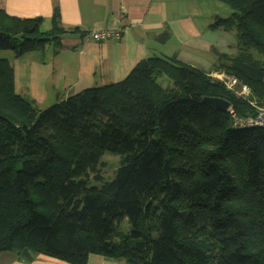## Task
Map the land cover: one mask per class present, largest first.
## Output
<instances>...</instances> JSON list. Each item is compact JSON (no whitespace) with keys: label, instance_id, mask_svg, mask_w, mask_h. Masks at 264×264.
Wrapping results in <instances>:
<instances>
[{"label":"trees","instance_id":"trees-1","mask_svg":"<svg viewBox=\"0 0 264 264\" xmlns=\"http://www.w3.org/2000/svg\"><path fill=\"white\" fill-rule=\"evenodd\" d=\"M222 1L233 12L211 27L235 32L237 54H219L214 70L241 78L248 97L154 56L121 81L46 108L17 91L3 53L44 50L69 30L56 13L42 30V17L0 8V253L23 258L28 248L72 264L91 253L127 264H264V128L235 129L229 110L204 100L226 99L240 116L264 106V0ZM105 152L121 156L111 179ZM126 217L129 229L118 232Z\"/></svg>","mask_w":264,"mask_h":264},{"label":"crops","instance_id":"crops-1","mask_svg":"<svg viewBox=\"0 0 264 264\" xmlns=\"http://www.w3.org/2000/svg\"><path fill=\"white\" fill-rule=\"evenodd\" d=\"M0 8L21 18L42 17V28H52L56 13L69 30L59 44L20 58L10 56L17 91L40 107V101L54 98L56 102L121 81L148 57L176 59L213 75L219 72L214 70L219 54H237L235 32L211 27L233 12L222 0H0ZM105 29L122 31L106 41L93 38ZM21 72H26L23 83ZM32 256L28 261L14 252H2L0 264H72L52 256ZM87 264L127 263L91 253Z\"/></svg>","mask_w":264,"mask_h":264},{"label":"built area","instance_id":"built-area-1","mask_svg":"<svg viewBox=\"0 0 264 264\" xmlns=\"http://www.w3.org/2000/svg\"><path fill=\"white\" fill-rule=\"evenodd\" d=\"M121 31V29H105L101 32L93 34V38L95 40L106 41L113 37H119L121 35ZM212 76L223 82L229 90L233 91L238 96L248 97L251 92L250 86L237 76L229 75L225 72H214ZM229 111L232 126L235 129L264 128V106L257 107V114L255 116H240L236 113L232 106L229 108Z\"/></svg>","mask_w":264,"mask_h":264},{"label":"rangeland","instance_id":"rangeland-1","mask_svg":"<svg viewBox=\"0 0 264 264\" xmlns=\"http://www.w3.org/2000/svg\"><path fill=\"white\" fill-rule=\"evenodd\" d=\"M49 28H51V25H44L42 30H48ZM3 54L5 56L10 57L13 54V52L9 50V51L4 52ZM24 75H26V72L20 73V83L24 82ZM39 76L42 80L44 79L43 73H40ZM160 82L163 83L164 85L169 83V81L166 78L160 79ZM50 101H52V102H47V101L41 102L40 101V103H42L41 107L46 108L49 105H52L54 103L53 101H55V100H54V98H52V99H50ZM33 103H35V102H33ZM102 161L104 162V165L102 166V175L105 179H111L112 177H114L117 168L120 166L121 156L119 154H116V153L105 152L103 154ZM129 227H130V224H129V221L126 217L123 219L121 227L118 229V232L124 231V230L126 231L129 229Z\"/></svg>","mask_w":264,"mask_h":264},{"label":"water","instance_id":"water-1","mask_svg":"<svg viewBox=\"0 0 264 264\" xmlns=\"http://www.w3.org/2000/svg\"><path fill=\"white\" fill-rule=\"evenodd\" d=\"M208 103L212 104L213 106L220 108L221 110L228 111L231 107V103L223 98H217V97H205L204 99ZM165 171L166 174L169 176V160L166 161L165 164ZM22 257L28 261L33 260V256L28 248H25L23 252L21 253Z\"/></svg>","mask_w":264,"mask_h":264}]
</instances>
